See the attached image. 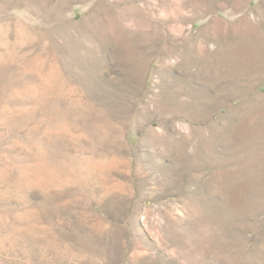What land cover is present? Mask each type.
Here are the masks:
<instances>
[{
	"label": "rangeland",
	"instance_id": "obj_1",
	"mask_svg": "<svg viewBox=\"0 0 264 264\" xmlns=\"http://www.w3.org/2000/svg\"><path fill=\"white\" fill-rule=\"evenodd\" d=\"M0 264H264V0H0Z\"/></svg>",
	"mask_w": 264,
	"mask_h": 264
}]
</instances>
